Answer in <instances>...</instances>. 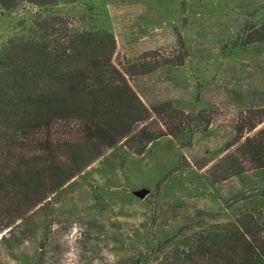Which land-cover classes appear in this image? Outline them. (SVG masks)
Returning a JSON list of instances; mask_svg holds the SVG:
<instances>
[{
	"label": "rangeland",
	"instance_id": "obj_1",
	"mask_svg": "<svg viewBox=\"0 0 264 264\" xmlns=\"http://www.w3.org/2000/svg\"><path fill=\"white\" fill-rule=\"evenodd\" d=\"M101 4L68 10L80 25L114 35L117 64H132L147 52L156 57L150 59L154 71L130 78L145 105L206 111L212 124L187 147L164 137L141 155L123 143L110 149L0 232V264H169L183 239L234 222L243 206L264 216V170L251 171L238 151L264 127L242 138L238 131L264 114V45L245 47L240 38L246 27L264 23V0ZM33 10L0 7V49L22 23L30 25ZM230 156L238 159L237 171ZM242 167L249 173L237 175ZM142 190L144 199L136 194Z\"/></svg>",
	"mask_w": 264,
	"mask_h": 264
},
{
	"label": "trees",
	"instance_id": "obj_2",
	"mask_svg": "<svg viewBox=\"0 0 264 264\" xmlns=\"http://www.w3.org/2000/svg\"><path fill=\"white\" fill-rule=\"evenodd\" d=\"M104 1L0 0L10 13L26 5L38 9L0 49V232L119 144L137 155L164 137L187 147L212 124L206 111L145 105L130 78L154 71L150 59L156 57L147 52L132 64H117L114 35L80 25L68 10ZM240 38L245 47L264 45V23L246 27ZM262 125L264 114L251 117L238 128L240 137ZM238 151L251 171L264 170V127ZM230 162L237 171L238 159L230 156ZM182 245L169 264H264L263 213L245 205L234 222L194 233Z\"/></svg>",
	"mask_w": 264,
	"mask_h": 264
},
{
	"label": "water",
	"instance_id": "obj_3",
	"mask_svg": "<svg viewBox=\"0 0 264 264\" xmlns=\"http://www.w3.org/2000/svg\"><path fill=\"white\" fill-rule=\"evenodd\" d=\"M140 198H146L148 195V192L146 190H142L136 193Z\"/></svg>",
	"mask_w": 264,
	"mask_h": 264
},
{
	"label": "clouds",
	"instance_id": "obj_4",
	"mask_svg": "<svg viewBox=\"0 0 264 264\" xmlns=\"http://www.w3.org/2000/svg\"><path fill=\"white\" fill-rule=\"evenodd\" d=\"M109 259L111 260V259H112V257L110 256V257H109Z\"/></svg>",
	"mask_w": 264,
	"mask_h": 264
}]
</instances>
